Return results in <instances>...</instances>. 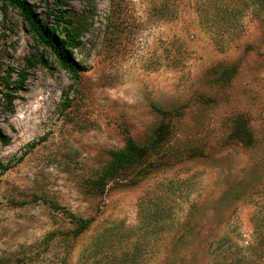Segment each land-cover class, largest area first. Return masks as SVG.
I'll list each match as a JSON object with an SVG mask.
<instances>
[{"label":"rangeland","instance_id":"rangeland-1","mask_svg":"<svg viewBox=\"0 0 264 264\" xmlns=\"http://www.w3.org/2000/svg\"><path fill=\"white\" fill-rule=\"evenodd\" d=\"M28 1L42 15L56 4L83 14L89 28L75 79L0 1V264L251 254L264 214V0ZM159 106L177 115L163 119ZM239 115L251 145L229 138ZM163 124L149 175L90 192L111 151ZM65 211L93 222L74 234Z\"/></svg>","mask_w":264,"mask_h":264},{"label":"trees","instance_id":"trees-1","mask_svg":"<svg viewBox=\"0 0 264 264\" xmlns=\"http://www.w3.org/2000/svg\"><path fill=\"white\" fill-rule=\"evenodd\" d=\"M0 1L5 6H9L18 11L23 22L29 28L30 33L39 45L49 50L55 56L62 69L70 73L75 79L79 78L80 72L83 69L76 61L74 51L82 46V40L89 28L88 19L85 18V15L76 14L71 9L59 4H56V7L51 12H46L42 15L37 12L35 6L28 0ZM36 62L45 63L41 55ZM28 64L31 67L35 66L30 60ZM25 80L26 75L23 73V76L19 79L18 83H15V86L23 85ZM5 96L9 98L8 95ZM156 109L163 119H171L177 115V110L168 111L160 106L156 107ZM250 128L248 119L239 115L232 123L229 138L231 140L241 141L244 146L251 145L252 131ZM168 136L169 126L166 124L161 125L154 132V135L144 144L138 143L129 136L123 148L110 152L108 165L101 170L95 179L90 181V192L95 195H102L106 187L113 181H118L121 184H137L140 179L149 175L154 169V162L157 164L159 158L155 159L154 162H151L149 159L161 155ZM2 139L5 144L8 142L7 139L3 137ZM31 146H35V143H32ZM147 161H150V163L148 164ZM1 168L8 170L7 166L1 165ZM136 169H138L136 175L130 177L129 174ZM65 214L77 226L74 234L83 233L93 222L92 219L79 218L68 211H65ZM260 214L259 212L256 215L257 217L255 216L257 225L262 229L257 237V245H252V253L250 254L249 250L247 257H242L241 255L240 257H236L233 263L229 264H264V214Z\"/></svg>","mask_w":264,"mask_h":264}]
</instances>
